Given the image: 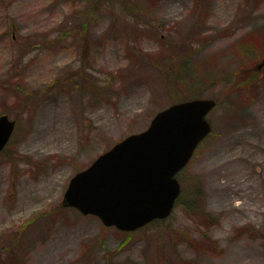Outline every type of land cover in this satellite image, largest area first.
Returning a JSON list of instances; mask_svg holds the SVG:
<instances>
[{"label":"rangeland","instance_id":"1","mask_svg":"<svg viewBox=\"0 0 264 264\" xmlns=\"http://www.w3.org/2000/svg\"><path fill=\"white\" fill-rule=\"evenodd\" d=\"M264 0H0V264H264ZM214 131L172 214L132 232L70 178L174 102Z\"/></svg>","mask_w":264,"mask_h":264},{"label":"water","instance_id":"2","mask_svg":"<svg viewBox=\"0 0 264 264\" xmlns=\"http://www.w3.org/2000/svg\"><path fill=\"white\" fill-rule=\"evenodd\" d=\"M216 105V99L204 97L160 110L146 129L126 136L74 174L62 205L126 231L168 217L182 191L177 175L212 131L207 114ZM15 128V119L0 116V152Z\"/></svg>","mask_w":264,"mask_h":264},{"label":"bare ground","instance_id":"3","mask_svg":"<svg viewBox=\"0 0 264 264\" xmlns=\"http://www.w3.org/2000/svg\"><path fill=\"white\" fill-rule=\"evenodd\" d=\"M203 141H204V140H203ZM203 141H202V142H203Z\"/></svg>","mask_w":264,"mask_h":264}]
</instances>
